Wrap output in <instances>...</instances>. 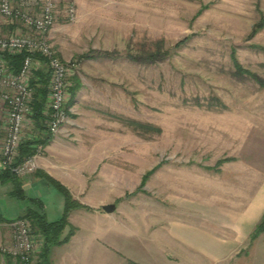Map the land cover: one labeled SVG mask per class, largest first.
Returning a JSON list of instances; mask_svg holds the SVG:
<instances>
[{"label": "rangeland", "instance_id": "obj_1", "mask_svg": "<svg viewBox=\"0 0 264 264\" xmlns=\"http://www.w3.org/2000/svg\"><path fill=\"white\" fill-rule=\"evenodd\" d=\"M62 4L50 45L62 61L76 63L72 79L83 69L100 77L84 80L93 89L76 109L77 123L75 111L67 113L66 127L83 125L90 131L85 139L92 140L71 150L111 160L129 180L117 187L124 196L114 202L109 221L94 226V217L85 213L76 224L79 263L203 264L189 260L188 251L163 260L160 223L179 213L184 228L208 227L200 221L205 214L236 203L240 189L250 195L264 179V86L237 73L231 60L233 54L243 70L264 81V0H75L74 22L63 18ZM86 54L95 58H82ZM130 121L159 132H144ZM38 131L25 129L30 140L39 138ZM59 134L48 154L54 158L71 151ZM223 157L234 161L219 172L204 169ZM28 189L46 203L49 222L62 216L55 211L60 192L44 177ZM13 196L0 198L7 220L29 205ZM68 231L66 226L63 235ZM236 257L215 264H238Z\"/></svg>", "mask_w": 264, "mask_h": 264}, {"label": "crops", "instance_id": "obj_2", "mask_svg": "<svg viewBox=\"0 0 264 264\" xmlns=\"http://www.w3.org/2000/svg\"><path fill=\"white\" fill-rule=\"evenodd\" d=\"M54 30V25L50 33ZM78 77L71 79L72 87L74 83L79 87L75 92L74 101L69 108V112L75 111L73 116L75 122L79 119L80 114L76 112L77 108H81L84 100L87 98V94H92L90 88L84 80L90 78L100 79V77L94 76L91 78L88 76L84 69ZM96 77V78H95ZM102 79V78H101ZM75 80V82H74ZM89 88V89H88ZM92 97H88L90 102ZM91 104L89 103V106ZM74 113V112H73ZM77 123V122H76ZM69 122L66 123L68 125ZM28 130H38L36 125L29 122ZM63 125L60 129V136L63 137V146L70 150H81L86 145V134L90 131L83 125L76 124L71 127ZM92 128V127H91ZM39 132V131H38ZM38 135V133H37ZM41 136V134H39ZM70 136L67 140L64 138ZM56 138L52 137L51 140L45 145V157H39L37 160L38 170L43 171L50 177L60 182L65 188H67L74 200L89 208V211L83 209L71 210L68 216V226L74 228V234L70 240L60 246H55L50 250L49 261L50 264H80L83 255L78 254L75 250V244L77 243V223L82 219H86L84 214H91L94 217V226L96 223H100L101 220L109 221L111 214L106 213L102 206L107 204H114L116 200L124 196L123 192H119L118 188L120 183L128 181V176L122 175L118 172L115 163L106 158L84 157L83 154L70 152L66 155L54 158L48 155L49 150L52 149L53 144L56 143ZM85 139V140H84ZM109 136L104 139L107 143ZM70 140V141H69ZM65 145V146H64ZM109 145V144H108ZM29 175V174H27ZM19 177L22 183V190L28 198H36L42 203V209L45 216H47L46 203L43 202L42 197H36L29 191L30 185H35L42 178L38 174L31 176ZM29 182V183H28ZM109 182L108 187L104 184ZM6 183H0V198H10L12 194V185L7 188H2V185ZM245 189H240L237 192V202L230 205H222L219 209L215 210L212 214H205L204 219L200 221L208 227H201L194 225L196 228L183 227L181 223V215L175 213V217L166 216L160 223L161 229H163L166 235L164 240L157 242V246L166 249L163 253V260L174 259L173 254L177 252L184 253L188 251L187 258L189 260L204 262L203 264H215L220 261L232 260L235 256L240 259L238 264H264V231L258 235V237L251 243L247 250L245 246L250 242V237L258 224L264 218V179L259 183L258 187L253 188L250 195L244 193ZM101 192V194H100ZM241 194V195H240ZM62 199H56V213L62 214L64 210V197L60 193ZM39 196V195H38ZM14 197V196H13ZM20 213L16 217L9 218L6 221L0 222V246L5 244L10 237L9 221L14 220L24 214L27 209L38 211L35 204H29L26 207H21ZM115 210V209H114ZM191 216V215H190ZM192 216L196 217L192 214ZM178 217V218H176ZM59 219V218H58ZM55 219L54 221L58 220ZM48 222L49 220L46 219ZM53 222V221H50ZM95 230V229H94ZM65 234V232H64ZM64 236V235H63ZM243 249L242 255L240 254ZM172 251V253H171ZM186 256V254H185ZM1 262V257H0ZM194 264V263H192Z\"/></svg>", "mask_w": 264, "mask_h": 264}, {"label": "built area", "instance_id": "obj_3", "mask_svg": "<svg viewBox=\"0 0 264 264\" xmlns=\"http://www.w3.org/2000/svg\"><path fill=\"white\" fill-rule=\"evenodd\" d=\"M60 2H63V18L74 22L75 0H0V172L8 169L21 177L34 173L38 167L41 144L32 156L15 162L20 145L31 137L25 133L30 126L33 101L30 79L42 61L49 70L43 112L46 132L55 136L67 123L69 109L66 106L77 65L62 61L49 43ZM21 52H26L27 56L16 73H9L4 55ZM9 227V240L0 246V264H35L44 236L25 218L14 219Z\"/></svg>", "mask_w": 264, "mask_h": 264}, {"label": "trees", "instance_id": "obj_4", "mask_svg": "<svg viewBox=\"0 0 264 264\" xmlns=\"http://www.w3.org/2000/svg\"><path fill=\"white\" fill-rule=\"evenodd\" d=\"M261 25L264 26V18L261 19ZM262 52L264 53V48H260ZM159 52L151 53L148 55L149 60L154 59L156 56H158ZM5 61L7 70L9 73H16L19 70V67L22 63V60L25 56H27L26 52H21L15 55L11 54H5ZM95 58V56L90 55H83L82 58ZM231 60L233 62L234 67L236 68L237 73L240 75H248L251 78H253L255 81L259 83L260 86H264V81L261 80L259 77H257L255 74H252L246 70H243L240 65L238 64L237 60L235 59L234 55H231ZM42 67L37 69L32 73V77L30 79V87L33 91V101H32V109L30 114V120L32 123L36 125V128L41 132V136H39L38 139L34 140H25L22 142V144L19 147L18 155L16 158L15 163H20L26 158L32 156L35 153V145H47L48 142L51 139V136L47 133L46 134V128L44 125L45 117H44V108L46 103V97H47V82L49 79V70L45 64L44 61H42ZM75 82V80H74ZM79 85L74 83V86L70 88V98L67 103L66 108H70L73 104V99L75 96V92L78 89ZM130 125L134 126L137 129H140L144 132H159L158 128L150 125V124H142L134 121L128 122ZM234 161V158L232 157H223L216 161V164L212 167H204L207 171L212 172H219V166L223 165L224 163ZM151 171L146 172L142 176V182L140 184V187L143 185V183L146 181L147 177L151 174ZM35 174H38L40 177H44L50 184H52L58 192L62 194L64 197V210L62 216L53 222H48L45 218V215L43 213L42 209V203L36 199V198H28L24 196V192L22 190V183L19 177L11 173L8 169H4L0 172V183H11L14 187V195L17 198H25L29 204H35L38 208V211L27 209L24 214L19 216L18 218H25L27 219L32 228L34 230L39 231L44 236V246L43 250L40 254L39 260L35 264H50L49 261V253L50 250L55 246H60L62 244L67 243L72 235L74 234V230L72 227L69 226V231L66 235L63 236V231L66 226H68V215L71 210L73 209H85L89 210L85 206L79 204L75 200L72 199L70 193L68 190L58 181L50 177L45 172L36 171ZM6 221L1 215H0V222ZM13 221V220H11ZM9 221V223L11 222ZM264 231V218L262 221L258 224L256 229L254 230L253 234L250 237V242H253L260 233Z\"/></svg>", "mask_w": 264, "mask_h": 264}, {"label": "water", "instance_id": "obj_5", "mask_svg": "<svg viewBox=\"0 0 264 264\" xmlns=\"http://www.w3.org/2000/svg\"><path fill=\"white\" fill-rule=\"evenodd\" d=\"M102 209L106 212V213H112L115 209V206L113 204H107L102 206Z\"/></svg>", "mask_w": 264, "mask_h": 264}]
</instances>
